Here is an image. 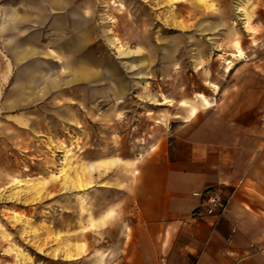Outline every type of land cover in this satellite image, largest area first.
I'll return each instance as SVG.
<instances>
[{"label": "rangeland", "instance_id": "rangeland-1", "mask_svg": "<svg viewBox=\"0 0 264 264\" xmlns=\"http://www.w3.org/2000/svg\"><path fill=\"white\" fill-rule=\"evenodd\" d=\"M67 1L93 13L94 55L58 54L51 2L62 0H0L3 264H59V229H75L77 206L82 221L93 177L107 172L94 159L140 154L191 106L238 93L264 116V0ZM76 62L98 71L69 70Z\"/></svg>", "mask_w": 264, "mask_h": 264}, {"label": "crops", "instance_id": "crops-1", "mask_svg": "<svg viewBox=\"0 0 264 264\" xmlns=\"http://www.w3.org/2000/svg\"><path fill=\"white\" fill-rule=\"evenodd\" d=\"M71 3L51 2L61 9L59 21L51 24L57 31L61 27L58 54L94 55L84 53L93 41L88 22L93 13L84 2L73 11ZM27 54L22 49L15 56ZM73 65L81 67L69 69L73 72L98 71L83 62ZM33 81L39 85L38 77ZM251 96L238 93L219 107L203 102L207 108L199 111L191 106L169 140L141 147L140 154L94 159L92 166L107 172L93 177L96 189L82 221L77 206L75 229H59L66 238L60 256L50 261L264 264V116ZM208 192L220 195L225 206L220 214L207 215ZM3 250L0 241V264Z\"/></svg>", "mask_w": 264, "mask_h": 264}, {"label": "built area", "instance_id": "built-area-1", "mask_svg": "<svg viewBox=\"0 0 264 264\" xmlns=\"http://www.w3.org/2000/svg\"><path fill=\"white\" fill-rule=\"evenodd\" d=\"M206 213L209 216H215L217 214H220L225 206L221 200V197L216 192H208L206 196ZM191 264V263H187Z\"/></svg>", "mask_w": 264, "mask_h": 264}, {"label": "bare ground", "instance_id": "bare-ground-1", "mask_svg": "<svg viewBox=\"0 0 264 264\" xmlns=\"http://www.w3.org/2000/svg\"><path fill=\"white\" fill-rule=\"evenodd\" d=\"M242 55H243V53L241 52V51H239V54L237 55V57L238 58H241L242 57ZM229 68V67H228ZM231 68H229V70H230Z\"/></svg>", "mask_w": 264, "mask_h": 264}]
</instances>
